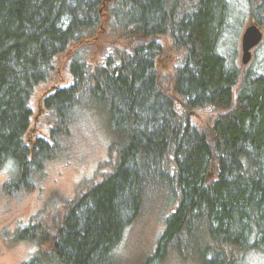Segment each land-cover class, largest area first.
<instances>
[{
  "label": "trees",
  "instance_id": "trees-1",
  "mask_svg": "<svg viewBox=\"0 0 264 264\" xmlns=\"http://www.w3.org/2000/svg\"><path fill=\"white\" fill-rule=\"evenodd\" d=\"M249 11L264 28V0H0L3 194L38 186L78 121L102 128L107 146L106 166L59 211L50 200L17 226L15 239L34 247L20 264L264 258V65H239L226 34ZM104 34L99 59L76 50L72 82L45 96L49 138H28L34 87L70 45ZM162 36L180 56L168 77L157 68ZM195 108L213 112L207 126L191 122ZM48 209L58 215L44 218ZM148 212L163 223L153 246L121 253Z\"/></svg>",
  "mask_w": 264,
  "mask_h": 264
},
{
  "label": "rangeland",
  "instance_id": "rangeland-1",
  "mask_svg": "<svg viewBox=\"0 0 264 264\" xmlns=\"http://www.w3.org/2000/svg\"><path fill=\"white\" fill-rule=\"evenodd\" d=\"M231 1L239 5L240 1L242 2L243 0ZM250 23H255L260 27L263 39L257 47L252 49L249 64L256 67L257 59H259L262 60L261 65L263 66L264 28L259 23L254 22L250 11L245 12L243 18L237 16L229 23V30L227 28L228 32L226 33L228 34L227 39L231 43H235L234 51L237 63L247 67L241 62V35L244 28ZM105 36L106 34L96 38H89L82 43L72 44L68 50L56 57L50 76L37 84L31 94L29 106L32 110V115L31 124L27 132L28 138H49L48 130L52 125V121L43 104L45 96L57 87L67 86L72 82L69 62L76 50H78V54L81 50L86 51L87 55L91 56V61L99 59L105 50ZM159 40L163 45L164 51L157 59V68L165 77H168L173 72L174 66L179 64L180 56L172 47L176 53L171 50L169 39L162 36ZM84 47L86 50L82 49ZM212 113L207 108H195L190 112L189 118L193 124L204 127L211 121ZM72 137V145L67 155L48 164L44 178L32 191H27L19 197H11L4 195L0 189V264H20L34 248L32 244L15 239V229L19 224H24L32 214L38 216L45 202L46 205H49L51 203L50 200L53 199L54 210L59 211L62 203L76 195L81 182L88 177H93L96 170L102 171L104 166H106V135L102 128L88 126L82 121H78L72 128ZM7 177L8 172L3 169L0 172V187ZM151 212L146 213L138 221V224L130 227L125 233V239L119 248L121 253L130 254L137 248L146 250L149 246H153V240L156 238V234L162 231L163 223L160 217L155 216ZM54 215L58 214L50 211L47 215L44 214V218L49 219ZM247 258L245 260L246 264H264V258L258 254L253 253L251 258ZM167 264L180 263L171 261L167 262Z\"/></svg>",
  "mask_w": 264,
  "mask_h": 264
},
{
  "label": "water",
  "instance_id": "water-1",
  "mask_svg": "<svg viewBox=\"0 0 264 264\" xmlns=\"http://www.w3.org/2000/svg\"><path fill=\"white\" fill-rule=\"evenodd\" d=\"M262 30L255 23L248 24L241 35V62L246 65L252 55V49L261 41Z\"/></svg>",
  "mask_w": 264,
  "mask_h": 264
}]
</instances>
